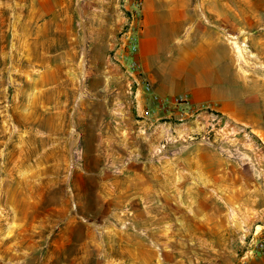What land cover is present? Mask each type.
I'll return each instance as SVG.
<instances>
[{"label": "rangeland", "instance_id": "rangeland-1", "mask_svg": "<svg viewBox=\"0 0 264 264\" xmlns=\"http://www.w3.org/2000/svg\"><path fill=\"white\" fill-rule=\"evenodd\" d=\"M176 1L152 5L185 25L177 53L160 38L146 74L137 50L133 80L118 38L132 21L141 30L143 2L134 17L127 0H0L3 264H243L262 252L264 0ZM204 71L214 79L201 89ZM138 166H168V196L122 181Z\"/></svg>", "mask_w": 264, "mask_h": 264}, {"label": "crops", "instance_id": "crops-1", "mask_svg": "<svg viewBox=\"0 0 264 264\" xmlns=\"http://www.w3.org/2000/svg\"><path fill=\"white\" fill-rule=\"evenodd\" d=\"M104 1V3H103ZM118 1V0H117ZM37 4H69L70 0H35ZM87 4H111L109 0H87ZM118 4V2H117ZM154 4H177L176 0H143L142 5V20L141 25L142 28L140 30L139 35V43H138V53H137V62L140 65V68L143 73H148V68L152 58H156L158 56V46H159V39L163 51L169 53L170 57L175 56V38L177 32H181L184 30L185 25H180L179 20L176 18V8H171L170 5H166L164 10L162 7L158 5L157 9H153ZM186 4V3H184ZM121 18L117 15V30L121 26ZM208 34V32H207ZM218 41L222 44L220 38ZM211 44H207L206 49L204 50V54L207 55L210 53L209 47ZM187 46L183 49L184 51H188ZM189 52V51H188ZM184 53L181 51V55ZM220 56V55H219ZM226 65L225 68H219L218 70V81H220L222 86L226 85L228 81V75L233 74V65L227 64V56L225 58ZM203 80L201 81V89L207 88L206 86H210L213 84V76H211V71H204L202 74ZM212 77V78H211ZM223 87L219 88L222 89ZM227 90L222 89L221 93L215 99H221V103L224 106L225 110H232L228 102H230V96L227 95ZM214 98V96H212ZM235 112V109L233 110ZM155 170L158 171V167L156 166ZM230 171L233 172L234 170L230 168ZM126 175L123 176L121 179L122 181H130L131 180L137 181L138 186L142 183H147L148 181L154 182L156 184H161L160 190L162 198L164 196H168L169 194V168L167 169L165 166H161L160 174L157 173H148L144 166H138L136 168H129L126 171ZM228 175V174H227ZM232 176V173L229 176ZM140 177V178H139ZM166 186H168L166 188ZM8 245H4L6 248ZM5 251V250H4ZM0 264H3V261H0ZM243 264H264V251L253 254L249 258L245 260Z\"/></svg>", "mask_w": 264, "mask_h": 264}, {"label": "built area", "instance_id": "built-area-1", "mask_svg": "<svg viewBox=\"0 0 264 264\" xmlns=\"http://www.w3.org/2000/svg\"><path fill=\"white\" fill-rule=\"evenodd\" d=\"M123 2H125L126 0H122ZM130 1V4H135L136 7H134V17L139 16V11H138V7L140 6V4H142L143 0H127ZM139 30L140 29H136L133 27V21L130 22V25L128 26L127 30L122 32L120 37L118 38V41H120V44H124V50H125V54L127 57H129L128 59L131 60L130 65L132 68L128 69L130 71V74H136V67H137V62L135 60V54L137 53L138 50V40H139ZM128 61V60H127ZM133 80L135 79V77L132 75ZM144 91L145 93H147V95L149 96V100L151 102H158L162 105H166L167 104V99H163V98H159L157 95H155V93L152 91L150 84L146 83L144 84ZM258 248L261 251H264V243H260L258 245Z\"/></svg>", "mask_w": 264, "mask_h": 264}, {"label": "bare ground", "instance_id": "bare-ground-1", "mask_svg": "<svg viewBox=\"0 0 264 264\" xmlns=\"http://www.w3.org/2000/svg\"><path fill=\"white\" fill-rule=\"evenodd\" d=\"M238 53H240V52H238ZM241 55V54H240ZM140 178V177H139Z\"/></svg>", "mask_w": 264, "mask_h": 264}]
</instances>
